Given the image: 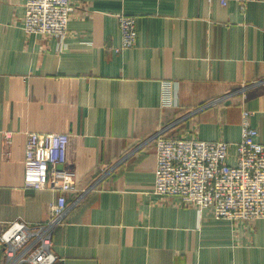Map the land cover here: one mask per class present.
<instances>
[{
  "label": "crops",
  "instance_id": "crops-1",
  "mask_svg": "<svg viewBox=\"0 0 264 264\" xmlns=\"http://www.w3.org/2000/svg\"><path fill=\"white\" fill-rule=\"evenodd\" d=\"M71 1L58 41L25 34V0H0V231L49 219L59 191L24 187L25 144L61 133L76 189L57 264H264L263 220L233 227L154 194L158 135L236 143L245 110L264 144V2ZM120 14L137 39L116 53Z\"/></svg>",
  "mask_w": 264,
  "mask_h": 264
},
{
  "label": "built area",
  "instance_id": "built-area-1",
  "mask_svg": "<svg viewBox=\"0 0 264 264\" xmlns=\"http://www.w3.org/2000/svg\"><path fill=\"white\" fill-rule=\"evenodd\" d=\"M235 1L242 12L250 2L264 0H207L225 7ZM75 10L71 0H25L21 28L27 35L62 41ZM121 43L116 53L131 49L136 42V19L117 16ZM264 82V81H263ZM163 105L171 106V84L163 83ZM253 114L241 112V136L236 143L205 141L193 134L171 139L155 138L154 194L176 201L201 214L208 211L215 220L239 227L254 220L264 221V144L252 126ZM9 141L10 136H5ZM67 134L29 133L25 144L23 185L43 191L57 189L50 205V217L41 223L14 221L0 231L3 264H57L52 232L68 210V195L75 193L76 173L67 166ZM231 149L234 163L231 164ZM78 200V199H77Z\"/></svg>",
  "mask_w": 264,
  "mask_h": 264
},
{
  "label": "trees",
  "instance_id": "trees-1",
  "mask_svg": "<svg viewBox=\"0 0 264 264\" xmlns=\"http://www.w3.org/2000/svg\"><path fill=\"white\" fill-rule=\"evenodd\" d=\"M175 138H179V137H175ZM175 138L172 137L171 139H175Z\"/></svg>",
  "mask_w": 264,
  "mask_h": 264
}]
</instances>
